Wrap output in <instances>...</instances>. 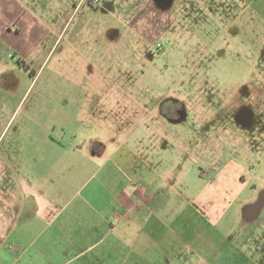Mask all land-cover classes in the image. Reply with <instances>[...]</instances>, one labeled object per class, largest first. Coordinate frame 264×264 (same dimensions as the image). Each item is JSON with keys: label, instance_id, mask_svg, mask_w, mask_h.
<instances>
[{"label": "rangeland", "instance_id": "374dc122", "mask_svg": "<svg viewBox=\"0 0 264 264\" xmlns=\"http://www.w3.org/2000/svg\"><path fill=\"white\" fill-rule=\"evenodd\" d=\"M79 1L0 0V18L12 21L5 27L20 28L18 45L29 46L25 55L0 51L1 147L91 128V111L108 116L110 79L93 57L113 51L138 61L129 91L148 105V142L158 128L166 136L158 143L182 148L157 158L167 183L228 191L239 188L237 174L262 171L264 0ZM92 88L105 97L94 109L79 99ZM93 128L107 143V119Z\"/></svg>", "mask_w": 264, "mask_h": 264}, {"label": "crops", "instance_id": "0c3cea01", "mask_svg": "<svg viewBox=\"0 0 264 264\" xmlns=\"http://www.w3.org/2000/svg\"><path fill=\"white\" fill-rule=\"evenodd\" d=\"M10 22L0 18V51L25 55ZM93 59L110 79L108 116L91 111V128H61L65 137L0 143V264H264V161L258 174H237L234 190L167 183L157 158L182 148L158 143V128L150 142L142 133L148 105L129 91L138 61L113 51ZM104 98L98 88L79 97L90 109ZM105 119L107 143L93 128Z\"/></svg>", "mask_w": 264, "mask_h": 264}, {"label": "built area", "instance_id": "2783aa9c", "mask_svg": "<svg viewBox=\"0 0 264 264\" xmlns=\"http://www.w3.org/2000/svg\"><path fill=\"white\" fill-rule=\"evenodd\" d=\"M85 1L88 2L89 5L96 7V6H98V4L100 3L101 0H80L79 3H83ZM161 46H162V44L160 43L157 48L160 49Z\"/></svg>", "mask_w": 264, "mask_h": 264}]
</instances>
